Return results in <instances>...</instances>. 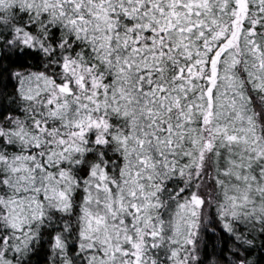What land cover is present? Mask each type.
I'll return each instance as SVG.
<instances>
[{
	"label": "snow or ice",
	"instance_id": "1",
	"mask_svg": "<svg viewBox=\"0 0 264 264\" xmlns=\"http://www.w3.org/2000/svg\"><path fill=\"white\" fill-rule=\"evenodd\" d=\"M0 264H264V0H0Z\"/></svg>",
	"mask_w": 264,
	"mask_h": 264
}]
</instances>
